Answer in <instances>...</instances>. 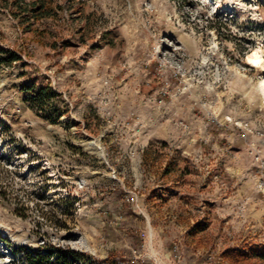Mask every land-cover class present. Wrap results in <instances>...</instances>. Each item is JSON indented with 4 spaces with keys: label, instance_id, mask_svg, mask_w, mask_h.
Instances as JSON below:
<instances>
[{
    "label": "rangeland",
    "instance_id": "1",
    "mask_svg": "<svg viewBox=\"0 0 264 264\" xmlns=\"http://www.w3.org/2000/svg\"><path fill=\"white\" fill-rule=\"evenodd\" d=\"M52 6L0 0V58L21 55L0 63V234L96 264H264V0ZM32 83L60 94L56 122Z\"/></svg>",
    "mask_w": 264,
    "mask_h": 264
},
{
    "label": "trees",
    "instance_id": "2",
    "mask_svg": "<svg viewBox=\"0 0 264 264\" xmlns=\"http://www.w3.org/2000/svg\"><path fill=\"white\" fill-rule=\"evenodd\" d=\"M14 3L18 5V11L20 15H26L30 13L31 20H42L44 18L56 17L57 10L53 8V0H14ZM15 13V12H14ZM21 59V55L18 52H11L4 58H0V63L7 62L12 64ZM22 90L29 92L27 101L30 105L40 112L46 113L47 119L56 122L68 108L64 110L51 111L53 103H56L60 99V94L49 84L37 85L36 83L24 84ZM46 250L40 248L33 252H27L26 260L28 264H96L95 259L79 250H75L70 247L56 248L55 246H45ZM44 247V248H45ZM237 256V260L234 258ZM224 260L230 261L234 264H255L251 263L249 259L245 258L242 254H238L236 250H228L222 254ZM113 264H118L116 261Z\"/></svg>",
    "mask_w": 264,
    "mask_h": 264
},
{
    "label": "built area",
    "instance_id": "3",
    "mask_svg": "<svg viewBox=\"0 0 264 264\" xmlns=\"http://www.w3.org/2000/svg\"><path fill=\"white\" fill-rule=\"evenodd\" d=\"M137 207L140 210L143 208V203L139 199H137ZM179 248L180 243L174 242L171 246H166L165 250L169 257L174 255V260L180 261L182 257L178 253ZM142 261L145 262V259H142ZM156 261V264L161 263V261ZM0 264H28L23 249L13 246L3 234H0ZM118 264H126V261L119 260Z\"/></svg>",
    "mask_w": 264,
    "mask_h": 264
},
{
    "label": "bare ground",
    "instance_id": "4",
    "mask_svg": "<svg viewBox=\"0 0 264 264\" xmlns=\"http://www.w3.org/2000/svg\"><path fill=\"white\" fill-rule=\"evenodd\" d=\"M248 60L252 62L253 65L255 66H263L264 67V49L262 48V45L260 43V45L248 56ZM260 89L264 95V81L261 82L260 84ZM97 145V143H96ZM150 233L151 236H153V228L152 226H150ZM84 245L86 247H90L89 244L87 242H84Z\"/></svg>",
    "mask_w": 264,
    "mask_h": 264
},
{
    "label": "water",
    "instance_id": "5",
    "mask_svg": "<svg viewBox=\"0 0 264 264\" xmlns=\"http://www.w3.org/2000/svg\"><path fill=\"white\" fill-rule=\"evenodd\" d=\"M98 148H99V150L101 151V155L103 156L104 154H103V151L101 150V148L98 146Z\"/></svg>",
    "mask_w": 264,
    "mask_h": 264
}]
</instances>
